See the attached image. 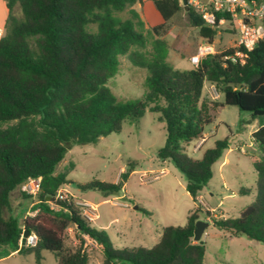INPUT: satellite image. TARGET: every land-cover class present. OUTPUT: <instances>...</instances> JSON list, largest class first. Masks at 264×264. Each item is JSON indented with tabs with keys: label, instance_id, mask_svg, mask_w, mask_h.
I'll return each instance as SVG.
<instances>
[{
	"label": "trees",
	"instance_id": "trees-1",
	"mask_svg": "<svg viewBox=\"0 0 264 264\" xmlns=\"http://www.w3.org/2000/svg\"><path fill=\"white\" fill-rule=\"evenodd\" d=\"M4 1L8 16L0 37V259L17 252L22 234L29 231L37 243L22 253H34L39 263L49 251L58 264H87L90 241L102 251V264H204L206 245L194 241L201 209L192 211L184 226L164 227L152 247L119 249L105 230L91 226L74 200L56 198L58 190L71 183L67 172H56L69 148L95 144L121 131L124 121H139L147 110L159 113L166 124L159 158L172 161L185 175L194 202L231 139L217 140L200 159L187 155L184 145L204 138L218 107L236 106L263 118L252 134L258 144L252 155L255 185L239 190L240 195L254 193V201L238 217L211 221L233 236L264 243V39L250 51L233 46L203 57L198 66L177 70L167 61V44L160 36L185 10L178 0H153L162 22L150 30L135 9L140 0ZM16 6L22 19L15 14ZM124 11L127 18L119 16ZM186 14L189 24L213 44L219 26L205 25L192 8ZM222 16L217 14L218 19ZM152 33L159 38L150 42ZM121 55L148 72L142 99L121 101L107 87ZM206 84L215 85L222 102L208 97ZM127 176L123 171L116 183L78 186L120 195ZM29 178L41 179L35 214L22 220L7 215L12 193ZM204 213L207 219L209 212ZM68 228L80 235L74 248L66 246Z\"/></svg>",
	"mask_w": 264,
	"mask_h": 264
},
{
	"label": "rangeland",
	"instance_id": "rangeland-1",
	"mask_svg": "<svg viewBox=\"0 0 264 264\" xmlns=\"http://www.w3.org/2000/svg\"><path fill=\"white\" fill-rule=\"evenodd\" d=\"M135 9L149 30L162 22L153 0L137 4ZM15 14L18 19L23 18L19 6H16ZM7 16L6 3L0 0L2 33ZM119 16L127 18L128 11ZM149 38L152 42L159 36L152 33ZM160 38L167 44V61L177 70L192 68L190 57L208 42L200 36L197 28L189 24L185 10L171 21L167 33ZM235 40L234 24L225 23L217 28L213 44L216 51H223L235 46ZM119 60L118 72L108 81L107 87L121 101L142 99L147 92V70L133 65L128 55H121ZM219 100L222 102L223 98ZM262 123V117L253 118L249 112L241 111L236 106L218 107L211 124L205 128L206 142L200 150L194 149L199 139L184 145L187 155L200 159L207 149L214 147L217 140L229 137L231 147L242 145L246 152L242 153L237 148L229 157L234 160L237 158L238 162L232 160L221 167L220 159L213 165V177L201 194L209 206L218 209L215 219L222 218L219 215L221 211L225 218L238 217L240 211L254 201V194L240 195L238 190L255 185L252 155L257 151L247 146V132ZM165 139V122L160 120L159 113L147 110L139 121H124L121 131L101 137L95 144L73 145L56 167L57 173L67 172L71 182L61 187L62 194L66 199L74 200L80 211L79 204H94L97 216L89 220L91 226L105 230L116 248L152 247L159 241L164 227L184 226L189 214L201 209L186 190L185 175L172 161L159 158L157 151L164 145ZM123 171L128 176L126 187L120 195L105 196L97 189L83 190L78 186L98 181L116 183ZM221 174L228 184L226 189L234 191L231 197H226L228 192L223 189ZM35 202L36 198L25 196L18 188L11 195L12 207L7 215H15L16 204ZM199 218L209 222L201 236V241L206 245L204 264H264V243L246 236L236 237L216 227L211 220L206 219L202 209ZM68 233L67 248L78 246L80 235L76 234L74 228H68ZM87 246V264H102V251L90 241H87ZM42 255L43 259L39 263L34 253L17 252L0 259V264H58L51 252L44 251Z\"/></svg>",
	"mask_w": 264,
	"mask_h": 264
},
{
	"label": "built area",
	"instance_id": "built-area-1",
	"mask_svg": "<svg viewBox=\"0 0 264 264\" xmlns=\"http://www.w3.org/2000/svg\"><path fill=\"white\" fill-rule=\"evenodd\" d=\"M146 1V0H140ZM181 6H185L182 0H178ZM186 5L199 14L205 25L216 27L225 23H232L238 32V41L235 46L243 47L246 50H252L256 43L264 39V1L259 0H186ZM221 13L223 16L218 19L217 14ZM228 16V18L226 17ZM0 30V37L2 36ZM217 51L214 44L205 43L199 47L197 53L190 57V63L193 66H198L200 60L209 55L215 54ZM206 93L211 100H219L221 98L220 92L213 84H206ZM243 152H245L242 149ZM162 173H164L162 171ZM20 189L23 194L36 198L41 190V179L29 178L21 186ZM57 199H66L59 189L56 194ZM197 206L204 212H209L207 220L215 218L218 209L209 206L202 195L197 196ZM81 213L88 220H93L96 215V207L89 202L81 204ZM57 208L56 205H52ZM35 212L30 211L28 215H34ZM23 234L21 236V240ZM20 240V246H21ZM37 243V236L30 232L26 238V246H34Z\"/></svg>",
	"mask_w": 264,
	"mask_h": 264
},
{
	"label": "crops",
	"instance_id": "crops-1",
	"mask_svg": "<svg viewBox=\"0 0 264 264\" xmlns=\"http://www.w3.org/2000/svg\"><path fill=\"white\" fill-rule=\"evenodd\" d=\"M3 30V27L2 26H0V30ZM236 42L238 41V32L236 31V40H235ZM236 42H235V45H236ZM262 124H260V125H258V127H260ZM258 127H252V128H250L249 130H248V132H247V134H248V140H249V142H248V147L249 148H251V149H253L254 151H257V149H258V144L254 141V139L252 138V134L258 129ZM206 134L207 133H205L204 134V138L202 139V140H200L199 142H198V144L194 147V149L195 150H200V148L202 147V145L206 142ZM236 141V139H234L233 140V142H235ZM237 148H239L240 149V152H242V153H246V152H243L242 151V149H243V147H242V145H239V147L238 146H236L235 148H233V147H229V149L224 153V156L222 157V163H221V167H225L226 165H228V164H230L231 162H232V160H234V159H232V158H230L229 157V154L230 153H233L234 151H235V149H237ZM244 150V149H243ZM245 151V150H244ZM238 159L236 158L234 161L235 162H238L237 161ZM164 161H166V160H164ZM252 163H253V160H252ZM221 177H222V180H224V183H223V189H225L227 192H228V194L226 195V197H231V196H233L234 195V191H232V190H229V188H227L226 189V187H228V184H227V182H226V180L224 179V176H222V174H221ZM256 181V180H255ZM125 187H126V183H125V185H124V187H123V190L125 189ZM243 188V187H242ZM241 189V188H240ZM239 189V190H240ZM239 190H238V194H239ZM251 194H254V193H251ZM255 196V195H254ZM220 204V203H219ZM36 204L34 203V204H16V206L14 207V209H16L15 210V216H20L21 217V219H23L24 217H25V215H28V213L30 212V211H32V207L33 206H35ZM241 212V211H240ZM219 215H220V217H223V218H225L224 217V215H223V211H221L220 213H219ZM17 252H15V253H13V254H11V255H14V254H16Z\"/></svg>",
	"mask_w": 264,
	"mask_h": 264
},
{
	"label": "water",
	"instance_id": "water-1",
	"mask_svg": "<svg viewBox=\"0 0 264 264\" xmlns=\"http://www.w3.org/2000/svg\"><path fill=\"white\" fill-rule=\"evenodd\" d=\"M183 1V4L185 5L184 6V9L186 11L189 10V7L186 5V0H182ZM137 208V207H135ZM209 225V222L208 221H205V220H198L196 222V228H195V231H194V241L196 242H202L201 241V236L202 234L205 232L206 228L208 227ZM30 232L29 231H25L23 233V238L21 240V246H20V249L17 251L19 253H22L23 250L25 249L26 247V238L29 236Z\"/></svg>",
	"mask_w": 264,
	"mask_h": 264
}]
</instances>
